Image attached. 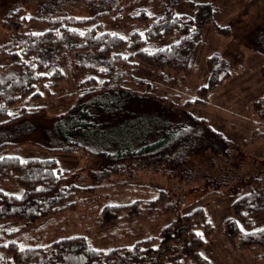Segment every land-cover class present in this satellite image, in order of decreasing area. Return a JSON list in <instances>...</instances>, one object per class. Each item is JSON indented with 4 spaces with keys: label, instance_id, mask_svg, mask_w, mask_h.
Returning a JSON list of instances; mask_svg holds the SVG:
<instances>
[{
    "label": "trees",
    "instance_id": "obj_1",
    "mask_svg": "<svg viewBox=\"0 0 264 264\" xmlns=\"http://www.w3.org/2000/svg\"><path fill=\"white\" fill-rule=\"evenodd\" d=\"M135 1L120 0L118 7ZM209 11L207 3L199 4L193 15L175 13L169 7L152 17L143 10L140 15H132L138 18L142 28H132L126 36L106 29L102 20L98 21L101 14L27 19L21 8L6 12L1 23L13 30V37L0 45V125L46 111L47 100L54 96L64 77L59 62L66 56L70 57L77 80L76 91H80L79 102L57 120V134L66 145L109 159L129 156L141 165L166 163L178 169L184 168L180 165L200 150L211 149L213 154L227 152L231 140L204 119L186 111L195 100L205 104L209 91L221 85L228 73L216 55L207 58L208 80L198 87L194 100L176 104L151 91L136 94L122 84L128 79L137 81L131 71L139 62L158 70L185 71L194 47L201 40L204 24L211 20ZM32 21L44 22L46 29L29 30ZM167 36L177 39L168 46L147 50L146 45ZM138 82L149 84L143 79ZM140 97L187 113L190 123L167 122L155 126V117L142 119L138 112L129 109L127 103ZM254 109L264 121V95L255 101ZM133 116L138 117L137 123L129 120ZM114 117L120 119L115 127L120 133H127L124 140L105 128ZM3 146L0 145V181L17 183L20 193L0 189V264H211L200 252L204 243L200 230L209 233L211 226L199 206L175 215L171 223L161 228L158 237H145L108 249L88 245L81 235L44 245L3 242L2 234L9 233L5 226L10 221H18L21 228L31 226L41 216L63 208L75 192L92 188L66 184L68 172L58 170L53 159H21L17 155L1 154ZM250 175L257 187L249 184L250 188L231 202L233 216L225 218L221 228L238 248L261 250L264 257V226L244 229L253 215L264 211V172ZM167 199L166 192L160 190L146 206L140 200L104 204L101 226L133 222L154 210L174 213L175 207Z\"/></svg>",
    "mask_w": 264,
    "mask_h": 264
},
{
    "label": "rangeland",
    "instance_id": "obj_2",
    "mask_svg": "<svg viewBox=\"0 0 264 264\" xmlns=\"http://www.w3.org/2000/svg\"><path fill=\"white\" fill-rule=\"evenodd\" d=\"M119 2L0 0V45L13 37V30L1 23L2 16L18 8L27 19L101 14L97 18L106 29L126 36L130 29L142 28L138 18L132 15H140L143 10L152 17L169 7L175 13L193 15L199 4L207 3L211 20L204 24L201 40L194 47L185 71L158 70L139 62L131 71L137 81L128 79L122 84L136 94L151 91L175 103L194 100L198 96V87L208 80L207 58L216 55L222 59L228 73L221 85L209 91L205 104L195 100L186 111L204 119L230 139L229 148L227 152L217 154L211 149L195 152L180 165L184 168L178 169L166 163L141 165L129 156L109 159L66 145L58 139L57 120L79 102L80 91H76L77 80L70 57L65 56L59 62L64 77L54 96L47 100L46 111L0 125V145H4L1 154L17 155L21 159H53L58 170L68 172L66 184L92 188L75 192L63 208L41 216L31 226L21 228L18 221H10L5 226L9 233L2 234L3 242L13 240L20 246L44 245L81 235L88 245L108 249L132 244L145 237H158L161 228L171 223L175 215L199 206L204 209L211 226L209 233L200 230L204 238L200 252L211 264H264L261 250L238 248L221 228L223 220L233 216L231 202L246 192L249 184L257 187V183L251 181V172H264V121L258 118L254 109L255 101L264 95V0H137L118 7ZM28 27L34 32L46 29L44 22L37 21H32ZM176 39L167 36L151 42L146 48L149 51L162 48ZM139 79L149 84L138 82ZM141 99L144 98L128 102L129 109L138 112L142 119L151 116L154 120L155 117V126L167 122L190 123L183 111L161 105L154 99ZM137 118L133 116L129 120L137 123ZM109 123L106 130L121 135L124 140L127 133H120L115 127L119 126L120 119L114 117ZM19 187L13 181H0V189L5 192L18 194ZM160 190L168 195L167 200L175 207L174 213L154 210L145 212L133 222L101 226L104 204L140 200L146 206ZM249 222L245 230L263 227L264 211L253 215Z\"/></svg>",
    "mask_w": 264,
    "mask_h": 264
},
{
    "label": "crops",
    "instance_id": "obj_3",
    "mask_svg": "<svg viewBox=\"0 0 264 264\" xmlns=\"http://www.w3.org/2000/svg\"><path fill=\"white\" fill-rule=\"evenodd\" d=\"M59 137V136H58ZM59 140H61L60 138H58Z\"/></svg>",
    "mask_w": 264,
    "mask_h": 264
},
{
    "label": "snow or ice",
    "instance_id": "obj_4",
    "mask_svg": "<svg viewBox=\"0 0 264 264\" xmlns=\"http://www.w3.org/2000/svg\"><path fill=\"white\" fill-rule=\"evenodd\" d=\"M198 235H200V234H198Z\"/></svg>",
    "mask_w": 264,
    "mask_h": 264
}]
</instances>
